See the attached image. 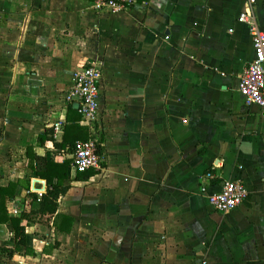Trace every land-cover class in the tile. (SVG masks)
I'll return each mask as SVG.
<instances>
[{"label":"crops","instance_id":"0c3cea01","mask_svg":"<svg viewBox=\"0 0 264 264\" xmlns=\"http://www.w3.org/2000/svg\"><path fill=\"white\" fill-rule=\"evenodd\" d=\"M244 2L98 11L89 0H0V186L17 184L8 214H29L47 192L35 155L69 162L56 212L22 219L26 247L2 251L16 243L0 224V264H264V117L238 91L253 57ZM252 11L264 30V0ZM88 61L102 68V163L77 172L73 144L89 131L65 95ZM234 178L244 200L215 211L207 196Z\"/></svg>","mask_w":264,"mask_h":264},{"label":"built area","instance_id":"2783aa9c","mask_svg":"<svg viewBox=\"0 0 264 264\" xmlns=\"http://www.w3.org/2000/svg\"><path fill=\"white\" fill-rule=\"evenodd\" d=\"M95 10L109 9L121 11L135 6L138 0H89ZM256 0H245L244 9L237 20L246 24L250 30L253 57L240 74L238 91L243 96L246 106H257L264 117V30L256 21L252 8ZM231 31V29H230ZM101 64L95 61L85 62L71 77V86L65 95L67 102H78L80 122L87 126L89 136L85 140H77L72 153V165L77 172L100 169L102 155L98 136V103L100 89ZM212 171L200 175V191L204 192L206 183L213 179ZM246 188L240 178L226 180L221 189L207 196L208 204L218 212H227L242 203L246 196Z\"/></svg>","mask_w":264,"mask_h":264},{"label":"trees","instance_id":"16d2710c","mask_svg":"<svg viewBox=\"0 0 264 264\" xmlns=\"http://www.w3.org/2000/svg\"><path fill=\"white\" fill-rule=\"evenodd\" d=\"M140 1V0H139ZM80 121V115H79ZM87 130V129H86ZM89 133H86V136L83 140L87 139ZM46 136H39V141L43 142ZM74 148V144H73ZM100 150V147L98 151ZM73 153V149H72ZM34 157V155H33ZM38 159V165H32L31 168L35 171V173L44 178L47 181L48 189L45 194H43L42 198L39 201V207L36 210H32L30 213L32 214H45L50 213L54 214L57 209V200L60 195L64 194L69 185L66 183L67 180V166L68 161H64L62 163L54 162L51 160H47L46 158H41L36 156ZM17 184L14 182H9L7 186H0V224L9 223L8 227L10 231L13 233L14 242L16 243V248H2V251H6L8 253H12L14 251H21V248L27 246L26 242V232L25 226L21 224L22 219H31L30 213L27 214L24 211L21 212L18 216H12L8 214L6 208V200H12L15 196V188ZM56 224V227L59 228V231H63L60 229L61 226L57 224V222H53ZM69 223V221H68ZM71 224V220L70 223ZM67 229V228H66Z\"/></svg>","mask_w":264,"mask_h":264}]
</instances>
